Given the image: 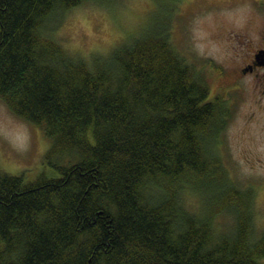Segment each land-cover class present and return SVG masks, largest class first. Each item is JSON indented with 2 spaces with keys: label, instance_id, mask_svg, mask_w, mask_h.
I'll return each mask as SVG.
<instances>
[{
  "label": "trees",
  "instance_id": "trees-1",
  "mask_svg": "<svg viewBox=\"0 0 264 264\" xmlns=\"http://www.w3.org/2000/svg\"><path fill=\"white\" fill-rule=\"evenodd\" d=\"M83 1L0 0V99L51 140L32 179L0 169V264H263L252 195L216 155L229 100L175 50L170 16L91 65L69 56L46 21ZM199 191L205 210L185 201Z\"/></svg>",
  "mask_w": 264,
  "mask_h": 264
},
{
  "label": "rangeland",
  "instance_id": "rangeland-1",
  "mask_svg": "<svg viewBox=\"0 0 264 264\" xmlns=\"http://www.w3.org/2000/svg\"><path fill=\"white\" fill-rule=\"evenodd\" d=\"M168 16L175 50L204 72L212 92H222L229 100L216 155L230 182L250 191L252 229L259 236L264 232V102L253 93L249 77L235 84L230 71L241 63V40L255 37L264 22V0H118L109 7L84 0L48 17L45 32L69 56L91 65L94 56H108L123 41L159 31ZM50 141L39 126L14 114L0 99L3 172L32 179L47 163ZM46 172L53 169L46 166ZM186 199L193 210L206 209L204 191ZM233 223L228 211L218 215L214 238L228 234Z\"/></svg>",
  "mask_w": 264,
  "mask_h": 264
},
{
  "label": "flooded vegetation",
  "instance_id": "flooded-vegetation-1",
  "mask_svg": "<svg viewBox=\"0 0 264 264\" xmlns=\"http://www.w3.org/2000/svg\"><path fill=\"white\" fill-rule=\"evenodd\" d=\"M241 43L242 60L240 64L233 65L230 79L237 84L242 78L249 77L253 93H257L258 99L264 102V22L255 37L245 38Z\"/></svg>",
  "mask_w": 264,
  "mask_h": 264
},
{
  "label": "bare ground",
  "instance_id": "bare-ground-1",
  "mask_svg": "<svg viewBox=\"0 0 264 264\" xmlns=\"http://www.w3.org/2000/svg\"><path fill=\"white\" fill-rule=\"evenodd\" d=\"M116 1H118V0H111V2H112L113 4H114ZM56 12H58V10H57V9H56V10H54L53 14H54V13H56ZM53 14H52V15H53ZM117 46H118V45H117ZM79 60H82V61H84L83 59H79ZM84 62H85V61H84Z\"/></svg>",
  "mask_w": 264,
  "mask_h": 264
}]
</instances>
